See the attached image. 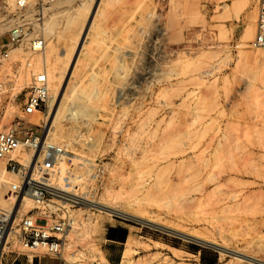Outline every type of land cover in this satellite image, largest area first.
<instances>
[{
	"label": "rangeland",
	"instance_id": "rangeland-1",
	"mask_svg": "<svg viewBox=\"0 0 264 264\" xmlns=\"http://www.w3.org/2000/svg\"><path fill=\"white\" fill-rule=\"evenodd\" d=\"M16 1L0 0V48L10 54L2 70L22 65L16 91L23 89V97L32 72L50 74L54 63L62 70L68 64V72L77 54L67 86H76L75 99L84 106L79 119L63 101V138L52 127L60 102L30 120L49 139L97 162L93 199L109 189L111 206L264 257V50L253 46L254 38L243 44L258 19V0H66L30 25L32 9L19 10ZM246 2L250 7L236 13ZM80 5L89 13L79 19L60 12L67 8L74 17ZM19 25L30 38H42L44 50L33 52L28 42L9 46ZM18 102L2 129L22 115ZM4 176L19 183L15 175ZM79 213L65 264H92L93 258L103 264H240L231 254L137 220L96 208ZM129 238L134 245L125 259ZM23 253L19 260L33 259L18 244L5 248L0 264Z\"/></svg>",
	"mask_w": 264,
	"mask_h": 264
},
{
	"label": "built area",
	"instance_id": "built-area-1",
	"mask_svg": "<svg viewBox=\"0 0 264 264\" xmlns=\"http://www.w3.org/2000/svg\"><path fill=\"white\" fill-rule=\"evenodd\" d=\"M64 1L17 0L16 7L19 10L32 9L34 20L26 23L30 25L43 20L49 6ZM258 4L253 46L264 50V0H258ZM24 27L19 25L14 30L9 46L28 42V48L33 52L44 50L45 41L39 37L30 38L29 30ZM4 47L0 48V129L1 121L17 99V107L22 115L16 117L17 121L12 127L0 130V194L6 183L4 175L19 178V183L9 182L17 194L13 205H0V246H3L2 253L5 248L18 244L34 256L43 253L40 256L50 255L62 260L69 236L81 223L79 212L94 209L90 204L98 190L97 162L72 152L66 144L49 139L45 136V128L30 120L45 115L50 100L47 70L32 72V83L22 97L23 89L16 91V84L23 67L19 65L11 71L2 70L10 58ZM24 66L29 68L31 63ZM78 169L86 173V181H89L85 192L68 183L70 178L80 177ZM27 200L34 205L28 211ZM92 264L103 263L93 258Z\"/></svg>",
	"mask_w": 264,
	"mask_h": 264
},
{
	"label": "bare ground",
	"instance_id": "bare-ground-1",
	"mask_svg": "<svg viewBox=\"0 0 264 264\" xmlns=\"http://www.w3.org/2000/svg\"><path fill=\"white\" fill-rule=\"evenodd\" d=\"M221 1L224 2L228 0H221ZM249 7H250V2H246L241 7H237L235 11L236 13H239V11L246 10ZM83 8H84L83 5H80V8L75 9L74 17H70L69 15L70 10L67 8L61 10L60 12H63L62 16H65L73 21V19H79L84 14L87 15L89 13V11L87 12L84 11L85 9ZM94 14L95 13L91 14L88 24L85 26L86 30H85L84 36L86 35L87 32H89V29L91 28V25L93 24L92 21H93ZM257 21L258 19H257V16L255 15L252 19V22L249 24V26L245 30L243 44H245L248 40H252L253 38L255 39V25ZM82 44H83V39L81 43L79 44L78 48H80ZM77 52H79V50ZM259 57H264V53L259 54ZM76 58H77V54H76L75 59ZM75 59L73 60V63L75 62ZM73 63L68 72H67L68 64L66 65V69L62 70L59 64L54 63L52 64V69L50 71V74L48 73L49 81L51 80V88H52L49 104L51 107L56 109L60 102V106L58 108L55 120L53 121V125H52V127H55L56 129L55 133L53 134L56 136L57 133H60L61 138L65 137L64 136L65 133H63V131L61 130V126H60V120L63 117V101L65 102V104L68 105V110L71 111V114L73 115L75 119H79L80 112L83 111L84 109L83 104L80 101L75 99L76 86H72L70 88H69V84L67 86L68 79L72 72ZM72 178L73 179L70 178L68 180L69 185L73 188L79 187L82 192H85L87 188V182H85L86 181L85 177L81 175L80 177H72ZM16 195L17 194L15 193V191H13L12 188L10 187L9 182H6L1 190L0 205H2L3 207H11L14 203ZM26 202H27L26 211H28L27 209H29L32 202L30 200H27ZM90 205L98 209L100 212H105L108 214L110 213V214L118 215V216H121L127 219L137 220L144 224L156 227L159 230H162L164 232H168V233L180 236L184 239L193 241L200 245L211 246L221 252L228 253V254L235 256L238 259L240 264L244 262H247L250 264H264V257L258 258L255 256H251L247 253L230 250L226 247L219 245L210 235L205 234L199 230L187 229L184 226H177L176 228H174L168 222L163 223L159 221L157 223L153 216L137 215L133 212L122 209L119 206H111L109 205V189H107L106 194L103 196L101 200L97 201L95 199H92V203ZM133 245H134L133 240L129 238L126 243L127 249L124 253L125 259L130 258L131 249ZM2 250H3V246H0V261H1V256H2ZM172 254L175 257L177 256V253L174 251H172Z\"/></svg>",
	"mask_w": 264,
	"mask_h": 264
},
{
	"label": "crops",
	"instance_id": "crops-1",
	"mask_svg": "<svg viewBox=\"0 0 264 264\" xmlns=\"http://www.w3.org/2000/svg\"><path fill=\"white\" fill-rule=\"evenodd\" d=\"M20 256H26L25 253L23 254H18V258H15L12 262V264H65L63 260H60L56 257L50 256V255H42V256H33V259H31L27 255V259L25 260L26 262H23V260H19Z\"/></svg>",
	"mask_w": 264,
	"mask_h": 264
},
{
	"label": "trees",
	"instance_id": "trees-1",
	"mask_svg": "<svg viewBox=\"0 0 264 264\" xmlns=\"http://www.w3.org/2000/svg\"><path fill=\"white\" fill-rule=\"evenodd\" d=\"M117 240H119V241H120L121 239H120V238H117Z\"/></svg>",
	"mask_w": 264,
	"mask_h": 264
}]
</instances>
